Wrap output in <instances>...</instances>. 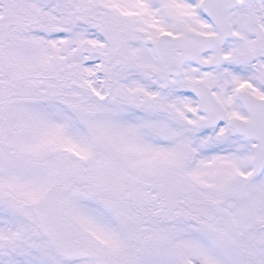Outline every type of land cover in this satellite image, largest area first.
Masks as SVG:
<instances>
[{"label":"snow or ice","instance_id":"obj_1","mask_svg":"<svg viewBox=\"0 0 264 264\" xmlns=\"http://www.w3.org/2000/svg\"><path fill=\"white\" fill-rule=\"evenodd\" d=\"M0 264H264V0H0Z\"/></svg>","mask_w":264,"mask_h":264}]
</instances>
